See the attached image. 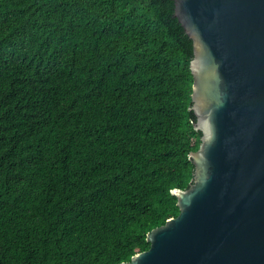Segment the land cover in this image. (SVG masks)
<instances>
[{
    "label": "trees",
    "instance_id": "trees-1",
    "mask_svg": "<svg viewBox=\"0 0 264 264\" xmlns=\"http://www.w3.org/2000/svg\"><path fill=\"white\" fill-rule=\"evenodd\" d=\"M175 0H0V264H121L180 214L202 144Z\"/></svg>",
    "mask_w": 264,
    "mask_h": 264
},
{
    "label": "water",
    "instance_id": "water-1",
    "mask_svg": "<svg viewBox=\"0 0 264 264\" xmlns=\"http://www.w3.org/2000/svg\"><path fill=\"white\" fill-rule=\"evenodd\" d=\"M202 144L180 214L121 264H264V0H175Z\"/></svg>",
    "mask_w": 264,
    "mask_h": 264
}]
</instances>
